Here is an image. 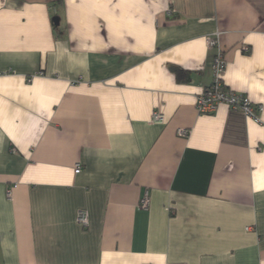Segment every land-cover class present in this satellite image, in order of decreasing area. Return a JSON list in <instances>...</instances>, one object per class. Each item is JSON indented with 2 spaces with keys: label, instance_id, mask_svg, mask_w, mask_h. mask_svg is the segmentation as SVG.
Instances as JSON below:
<instances>
[{
  "label": "crops",
  "instance_id": "obj_1",
  "mask_svg": "<svg viewBox=\"0 0 264 264\" xmlns=\"http://www.w3.org/2000/svg\"><path fill=\"white\" fill-rule=\"evenodd\" d=\"M0 264H264V0H0Z\"/></svg>",
  "mask_w": 264,
  "mask_h": 264
},
{
  "label": "built area",
  "instance_id": "obj_2",
  "mask_svg": "<svg viewBox=\"0 0 264 264\" xmlns=\"http://www.w3.org/2000/svg\"><path fill=\"white\" fill-rule=\"evenodd\" d=\"M209 46H214L217 48L212 61V81L211 83L199 94L195 96V108L198 113L206 114L213 112L216 107L224 103L228 105L233 110H239L243 112L246 116L252 118L255 122H259V117L257 112L261 109V106L254 104L246 95L239 92L233 91L227 87L222 82V73L226 66V60L224 58L223 49L219 45L217 38L209 37L207 38ZM247 48L245 47L244 50ZM151 121L155 123H163L164 115L159 111H154L151 116ZM177 133L181 136L187 134V130L178 129ZM81 170L79 164L75 165L74 171L78 173ZM7 196L11 195V189L6 191ZM148 197L144 196L140 200V206L142 208L148 207ZM77 222L82 227L88 226V213L86 210H79L76 216Z\"/></svg>",
  "mask_w": 264,
  "mask_h": 264
},
{
  "label": "trees",
  "instance_id": "obj_3",
  "mask_svg": "<svg viewBox=\"0 0 264 264\" xmlns=\"http://www.w3.org/2000/svg\"><path fill=\"white\" fill-rule=\"evenodd\" d=\"M170 69L175 74L177 79H181V77H184L187 74L185 70L176 66H171Z\"/></svg>",
  "mask_w": 264,
  "mask_h": 264
}]
</instances>
